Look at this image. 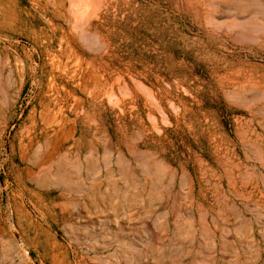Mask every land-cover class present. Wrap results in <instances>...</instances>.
Wrapping results in <instances>:
<instances>
[{"label":"rangeland","instance_id":"obj_1","mask_svg":"<svg viewBox=\"0 0 264 264\" xmlns=\"http://www.w3.org/2000/svg\"><path fill=\"white\" fill-rule=\"evenodd\" d=\"M0 264H264V0H0Z\"/></svg>","mask_w":264,"mask_h":264}]
</instances>
